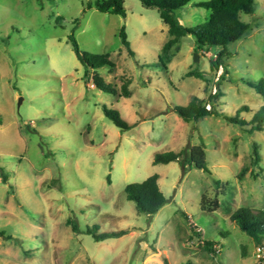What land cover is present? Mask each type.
Here are the masks:
<instances>
[{"label": "rangeland", "instance_id": "374dc122", "mask_svg": "<svg viewBox=\"0 0 264 264\" xmlns=\"http://www.w3.org/2000/svg\"><path fill=\"white\" fill-rule=\"evenodd\" d=\"M208 1L193 0L177 19L186 28L206 23L211 12L196 5ZM95 2L0 0V172L8 179L0 175V264H260L258 244L232 216L264 214V132L211 116L185 122L174 108L199 97L250 122L264 106L243 82L264 78V0L241 15L250 30L228 46L221 71L213 62L222 48L197 52L192 35L165 67L171 36L156 9L125 0L123 17ZM73 33L81 52L110 56L115 69L98 73L118 95L85 80ZM104 107L130 129L114 126ZM168 152H184L186 169L154 163ZM154 175L167 203L149 217L126 189ZM95 226L99 235L127 233L96 241L87 233Z\"/></svg>", "mask_w": 264, "mask_h": 264}, {"label": "trees", "instance_id": "16d2710c", "mask_svg": "<svg viewBox=\"0 0 264 264\" xmlns=\"http://www.w3.org/2000/svg\"><path fill=\"white\" fill-rule=\"evenodd\" d=\"M146 8L156 9L159 12L160 18L164 24L169 28L171 39L164 45L160 61L166 67L174 57L176 46L179 40L186 36L192 35L196 39V50L206 51L211 47H221L217 59L213 62V67L217 71L224 68V59L230 55L228 46L230 44L241 41L246 33L250 30V24L241 19L242 14L252 15L255 9V0H210L208 2L199 3L196 6L205 8L211 12L209 20L194 28L184 27L176 17V12L192 2L193 0H139ZM125 0H96L95 7L98 11L110 14H118L125 17ZM92 9V6H89ZM122 44L127 49L131 57L135 56V52L131 49L128 37L123 27L120 32ZM73 50L85 68L84 78L87 82L92 81L95 88L100 91L118 95V91L112 85L106 84L104 79L99 75L98 71L102 67H108L111 71L115 69L116 65L110 60L109 55H95L91 53H83L80 51L78 43L74 38V33L70 36ZM199 77V76H197ZM248 87L253 89L257 94L264 98V78L257 82L243 81ZM128 84L123 86V95L130 96V91L127 89ZM220 95L214 97L218 99ZM174 111L185 122H198L205 117L221 118L230 124L237 126L251 125V129L247 132L253 134L254 132H264V106L257 111L250 122L240 117V113L234 117H230L220 112L216 106H208L205 101L199 97H194L187 106L175 107ZM242 111H248L244 108ZM104 114L108 120L112 122L120 130L130 129V125L124 121L121 114L117 110L108 109L104 107ZM254 162L256 164L260 161V155L257 148H254ZM171 162H179L184 169L189 163L184 152H168L164 154H157L154 158L155 164H169ZM4 183L7 182V176L0 172ZM158 175H154L140 184L129 185L126 189L127 198L129 201L135 203L138 212L149 217L156 215L162 207L167 203V199L161 192L158 186ZM219 185L220 182L217 181ZM205 198L202 199L204 205ZM217 205V203H216ZM203 207V206H202ZM183 216L188 220V216L183 213ZM232 220L238 224L240 229L249 237H251L256 244H264V214H255L251 209L242 208L237 211ZM76 230V227H73ZM99 229L95 226L93 229H88L87 233L91 234L96 241H104L108 238L121 237L125 235L126 231L118 233H104L96 234ZM212 246V243H207Z\"/></svg>", "mask_w": 264, "mask_h": 264}, {"label": "built area", "instance_id": "2783aa9c", "mask_svg": "<svg viewBox=\"0 0 264 264\" xmlns=\"http://www.w3.org/2000/svg\"><path fill=\"white\" fill-rule=\"evenodd\" d=\"M215 58H217L215 56ZM256 252L261 260L260 264H264V244L263 245H258L257 246V249H256Z\"/></svg>", "mask_w": 264, "mask_h": 264}, {"label": "water", "instance_id": "95a60500", "mask_svg": "<svg viewBox=\"0 0 264 264\" xmlns=\"http://www.w3.org/2000/svg\"><path fill=\"white\" fill-rule=\"evenodd\" d=\"M195 60L198 61V55L195 56Z\"/></svg>", "mask_w": 264, "mask_h": 264}]
</instances>
